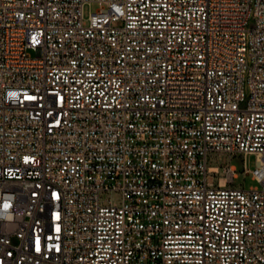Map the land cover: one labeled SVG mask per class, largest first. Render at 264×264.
I'll return each mask as SVG.
<instances>
[{
  "label": "built area",
  "instance_id": "2783aa9c",
  "mask_svg": "<svg viewBox=\"0 0 264 264\" xmlns=\"http://www.w3.org/2000/svg\"><path fill=\"white\" fill-rule=\"evenodd\" d=\"M0 264H264V0H0Z\"/></svg>",
  "mask_w": 264,
  "mask_h": 264
},
{
  "label": "rangeland",
  "instance_id": "374dc122",
  "mask_svg": "<svg viewBox=\"0 0 264 264\" xmlns=\"http://www.w3.org/2000/svg\"><path fill=\"white\" fill-rule=\"evenodd\" d=\"M99 6L97 4H92L91 7L85 9V18H88L90 13L95 12ZM256 158L254 156H245L243 154L232 155L230 153H210L209 154V167H217L220 170V173L215 176L216 180L223 176V168L230 165L235 166L239 172V178L235 180L234 185L237 188H251L256 187L258 184L251 179L250 176H245L243 174L244 166L247 165L251 169L255 167ZM103 202L112 201L114 204L119 203L120 196L114 192H106L101 196Z\"/></svg>",
  "mask_w": 264,
  "mask_h": 264
}]
</instances>
